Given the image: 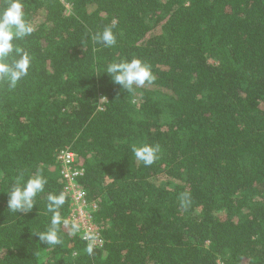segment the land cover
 Listing matches in <instances>:
<instances>
[{
    "label": "trees",
    "instance_id": "16d2710c",
    "mask_svg": "<svg viewBox=\"0 0 264 264\" xmlns=\"http://www.w3.org/2000/svg\"><path fill=\"white\" fill-rule=\"evenodd\" d=\"M67 1L27 0L30 71L0 84V264H264V0ZM113 22L117 44H94ZM132 58L155 80L128 93L105 70ZM145 143L151 166L131 150ZM63 150L102 239L91 256L71 221L60 246L35 235ZM37 172V205L9 212L4 191Z\"/></svg>",
    "mask_w": 264,
    "mask_h": 264
},
{
    "label": "clouds",
    "instance_id": "9594fccd",
    "mask_svg": "<svg viewBox=\"0 0 264 264\" xmlns=\"http://www.w3.org/2000/svg\"><path fill=\"white\" fill-rule=\"evenodd\" d=\"M27 0H6L5 6L0 8V84H6L9 89L17 87L18 83L28 76L31 65L30 54L22 48L17 41L25 40L35 31L34 25L26 18L25 8ZM115 22L104 27L102 31L90 35L94 44L102 45L104 48H112L117 44L113 29ZM113 82L120 85L122 89L131 92L134 86H144L152 83L155 76L151 66L139 58L131 60H113L105 70ZM137 161L145 166H151L158 159L159 145L142 144L132 145L131 148ZM47 179L40 173L30 176L26 181L23 174L15 178L10 189L4 191L8 194V211L11 213H28L37 205L36 198L45 191ZM181 205L187 206L191 202L190 194L185 192L180 196ZM66 203V194L60 192L58 195L49 193L47 195V212L51 213L50 223L44 231L35 233L40 244L48 246H60L63 241L59 235L61 226H68L69 220L62 217L60 209ZM40 214V213H39ZM70 235L81 232V225L77 221L70 223ZM86 243L84 251L89 255L94 254L97 248L98 236L93 232L82 235Z\"/></svg>",
    "mask_w": 264,
    "mask_h": 264
},
{
    "label": "built area",
    "instance_id": "2783aa9c",
    "mask_svg": "<svg viewBox=\"0 0 264 264\" xmlns=\"http://www.w3.org/2000/svg\"><path fill=\"white\" fill-rule=\"evenodd\" d=\"M58 159L62 164V174L66 178L64 193H67L73 200L74 208L68 217L69 221H77L81 225V234L93 232L98 236L97 244L102 243L98 226L93 221L92 210L85 197L82 187L78 186L77 178L83 173L82 169L75 166L78 156L70 150H63L59 153Z\"/></svg>",
    "mask_w": 264,
    "mask_h": 264
},
{
    "label": "rangeland",
    "instance_id": "374dc122",
    "mask_svg": "<svg viewBox=\"0 0 264 264\" xmlns=\"http://www.w3.org/2000/svg\"><path fill=\"white\" fill-rule=\"evenodd\" d=\"M65 4H66V6L69 8L70 7V5H69V3H68V1L67 0H62Z\"/></svg>",
    "mask_w": 264,
    "mask_h": 264
}]
</instances>
